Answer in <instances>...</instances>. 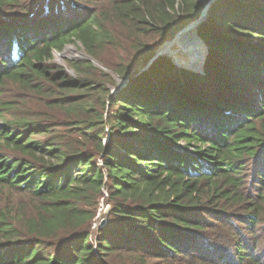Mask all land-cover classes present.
I'll list each match as a JSON object with an SVG mask.
<instances>
[{
    "label": "trees",
    "instance_id": "1",
    "mask_svg": "<svg viewBox=\"0 0 264 264\" xmlns=\"http://www.w3.org/2000/svg\"><path fill=\"white\" fill-rule=\"evenodd\" d=\"M210 1L0 0V264H264V0L137 74Z\"/></svg>",
    "mask_w": 264,
    "mask_h": 264
},
{
    "label": "rangeland",
    "instance_id": "2",
    "mask_svg": "<svg viewBox=\"0 0 264 264\" xmlns=\"http://www.w3.org/2000/svg\"><path fill=\"white\" fill-rule=\"evenodd\" d=\"M199 25H198V27H199ZM197 28L196 29H191V31H193V32H190L191 36H190V39H189V43H188L189 45L188 46L183 47L182 46V43H183L182 41H184V39L181 40V47H183L184 49H183V51H180V53H179V55L177 56L176 59H174L173 56H171V51L169 52V55L173 59V61H175L176 63L180 64L181 66L188 67V66H191L192 63H197L198 66H199V65H202V63H204L203 60H205V58H206L207 48L204 45V43L202 42L201 38L199 37L198 32H197ZM170 45H168V47ZM108 56H109L110 59H112V60H114L116 62L119 59L118 56L113 55L112 53H109ZM172 59H171V61H172ZM200 60H202V63H200ZM68 61L91 62V63L94 64V66L96 68H98V69H100V70H102V71H104L106 73H109L108 71H106V69H104L103 67L98 65L94 60H92L84 52V50L82 49L80 44H70L64 49L63 52H61V53H56L55 52L54 56H53V62L54 63L65 67L67 69L69 75L71 77H75L73 72L68 68V63H67ZM183 69H186V68H183ZM186 70H188V69H186ZM189 71H193V70H189ZM109 74L114 77V80H115L117 85H119L121 83L122 80H119L118 78H116L115 75L112 74V73H109ZM112 92L114 93L115 89H113ZM8 97H11V95L9 94ZM106 199H107V195H105L104 198L99 200V204H98L99 218L95 221L96 225L98 224L99 226L97 225L94 228V230H97V228L104 226L106 224V222H107L106 215H107V213L109 211V204H107ZM102 218H104V220H105V221H103V223L100 222V220H102Z\"/></svg>",
    "mask_w": 264,
    "mask_h": 264
},
{
    "label": "water",
    "instance_id": "3",
    "mask_svg": "<svg viewBox=\"0 0 264 264\" xmlns=\"http://www.w3.org/2000/svg\"><path fill=\"white\" fill-rule=\"evenodd\" d=\"M212 2H213V1H210V3L207 4L206 10L204 11V13L202 14V16H201L198 20L189 23V24L186 25L184 28H182L180 31H178V32L174 35V37H173L171 40H169V41L163 43L162 45H160V46L155 50V53H154L153 57H152V58H151L146 64H144L143 66H141V67L139 68L137 74H140L141 72L147 70V69L152 65V63H153L155 60H157L159 57L166 56V57H168V58H171V57H169V56L167 55V53H166V51H165L166 47H167L169 44H171L173 41H175L176 39H178V38H179V37H180V36H181L186 30H188L190 27H194V29H196V28L198 27V25H199L202 21H204V20L207 18V16H208V10H209V7H210V5H211ZM171 59H172V58H171ZM172 62H173V64H175L176 66H178V67H180V68H184V67H182L181 65H179L178 63L174 62L173 59H172ZM203 62H204V60H203ZM202 65H203V63H202ZM202 65H201L199 68H197V69H195V70H193V71L201 72V71H202ZM188 70H189V69H188ZM127 83H128V77H126L125 79H123V80L121 81V83L118 85L117 88L120 89V88L124 87Z\"/></svg>",
    "mask_w": 264,
    "mask_h": 264
},
{
    "label": "bare ground",
    "instance_id": "4",
    "mask_svg": "<svg viewBox=\"0 0 264 264\" xmlns=\"http://www.w3.org/2000/svg\"><path fill=\"white\" fill-rule=\"evenodd\" d=\"M191 29H194V27H190L178 39L173 41L171 43V45L169 44L170 45L169 47L168 46L166 47L165 51H166V53H167V55L169 57H170L169 52L171 51V56H173V58L176 59L177 56L179 55L180 51H183V49H184L183 47H186V46L189 45L188 43H189V39H190V36H191L190 32H193V31H191ZM183 39H184V41H182L183 42L182 43L183 47H181V40H183ZM201 63H202V60H201ZM200 66L201 65H199L198 67H184V66H182V67H184L186 69H189V70H195V69L199 68Z\"/></svg>",
    "mask_w": 264,
    "mask_h": 264
},
{
    "label": "built area",
    "instance_id": "5",
    "mask_svg": "<svg viewBox=\"0 0 264 264\" xmlns=\"http://www.w3.org/2000/svg\"><path fill=\"white\" fill-rule=\"evenodd\" d=\"M105 195H106V194H105ZM98 218H99V214L97 215L96 220H97ZM103 221H105L104 218H102V220H100V222H102V223H103ZM97 225H98V224H97ZM97 225H96V223H94V224H93V229H94ZM98 226H99V225H98Z\"/></svg>",
    "mask_w": 264,
    "mask_h": 264
}]
</instances>
